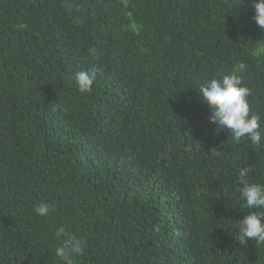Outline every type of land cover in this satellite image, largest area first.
<instances>
[{"label":"trees","instance_id":"16d2710c","mask_svg":"<svg viewBox=\"0 0 264 264\" xmlns=\"http://www.w3.org/2000/svg\"><path fill=\"white\" fill-rule=\"evenodd\" d=\"M254 4L0 0V264H264V242L235 238L264 211L238 181L264 184V137L234 143L197 91L245 62L264 132ZM72 236L86 247L61 260Z\"/></svg>","mask_w":264,"mask_h":264},{"label":"clouds","instance_id":"9594fccd","mask_svg":"<svg viewBox=\"0 0 264 264\" xmlns=\"http://www.w3.org/2000/svg\"><path fill=\"white\" fill-rule=\"evenodd\" d=\"M254 19L257 25L264 29V0H255ZM95 50H93L94 52ZM256 56L264 55V45L256 48ZM247 65L241 61L233 65L230 73L224 74L220 79L211 78L200 84L197 90L201 94V102L209 106L210 114L208 122L217 125L218 129H228L232 135V141L239 143L245 136L252 143H260L264 132L260 130V117L250 115L248 97L250 89L243 83L242 74ZM96 73L81 70L75 73L74 80L80 92L91 90ZM249 168H241L238 174L240 192L246 202L247 209H264V184L254 183L249 179ZM52 205L41 201L35 208V212L41 217L49 215ZM239 234L235 238L241 245L255 239L259 244L264 242V211H248V214L239 220ZM65 232L63 226L58 227L57 237ZM86 241L72 236L65 240L62 246L56 248V256L61 260H69V256L83 253Z\"/></svg>","mask_w":264,"mask_h":264}]
</instances>
